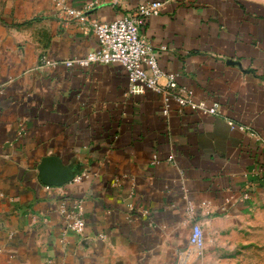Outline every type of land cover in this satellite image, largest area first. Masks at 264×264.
<instances>
[{
	"label": "crops",
	"instance_id": "obj_1",
	"mask_svg": "<svg viewBox=\"0 0 264 264\" xmlns=\"http://www.w3.org/2000/svg\"><path fill=\"white\" fill-rule=\"evenodd\" d=\"M62 1L90 23L164 2L141 35L219 115L165 117L157 94L126 97L123 66H66L98 49L90 27L53 0H0V264H215L264 200V0ZM77 201L81 236L65 230Z\"/></svg>",
	"mask_w": 264,
	"mask_h": 264
},
{
	"label": "built area",
	"instance_id": "obj_2",
	"mask_svg": "<svg viewBox=\"0 0 264 264\" xmlns=\"http://www.w3.org/2000/svg\"><path fill=\"white\" fill-rule=\"evenodd\" d=\"M53 2L66 17L82 26L90 27L98 41L97 50L88 52L82 58L63 62V64L68 67L75 64L83 67L92 64H119L123 66L129 78L126 97L141 96L147 91L157 94L162 99V113L165 117L169 116L173 104L176 105L179 114L190 109L203 115H219L218 105L208 106L205 102L196 101L192 90L180 86L175 74L168 73L160 67L153 47L141 35V24L150 18L161 15L165 6L164 2H146L131 13L110 23H90L83 12L65 7L62 0H53ZM162 49L165 50L166 48L163 47ZM40 63L41 66L47 67L57 65L55 62L47 61L44 58L40 60ZM230 125L232 128L235 127L232 123ZM173 161V157L167 159L168 163ZM159 163L160 158L158 155H154L153 164ZM84 177H88V174L82 173L76 176L74 181L80 182ZM185 199L187 200V197ZM83 212V202H74L72 211L70 214H66V231L77 236L84 233L86 223ZM187 213L189 214V222L192 224L190 245L202 255L206 247V236L203 226L196 220L195 207L191 202H188Z\"/></svg>",
	"mask_w": 264,
	"mask_h": 264
},
{
	"label": "rangeland",
	"instance_id": "obj_3",
	"mask_svg": "<svg viewBox=\"0 0 264 264\" xmlns=\"http://www.w3.org/2000/svg\"><path fill=\"white\" fill-rule=\"evenodd\" d=\"M226 236L217 248L215 264H264V200L244 227Z\"/></svg>",
	"mask_w": 264,
	"mask_h": 264
}]
</instances>
